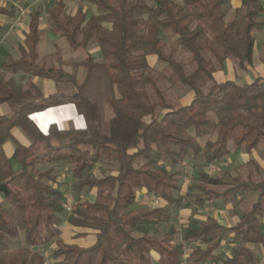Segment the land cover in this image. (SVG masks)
<instances>
[{"label":"trees","instance_id":"obj_1","mask_svg":"<svg viewBox=\"0 0 264 264\" xmlns=\"http://www.w3.org/2000/svg\"><path fill=\"white\" fill-rule=\"evenodd\" d=\"M78 1L94 5L97 13L82 7L71 13L65 0H54L48 20L73 49L86 51L84 59L45 65L39 53L42 10L36 9L30 13L19 58L0 64V106L10 108L8 114L0 111V198L7 203L0 201V264H200L215 256L231 232L236 236L230 254L216 258L215 264H260L251 245L264 244V177L239 179L218 192L214 187L225 184L223 177L203 170L197 174L204 193L194 197L201 206L214 205L219 197L226 201L232 192H252L257 198L232 227L214 216H191L194 222L182 227L181 237L185 243L199 244L187 257L183 242L174 241L175 227L161 234H151L150 228L172 220L168 205L177 210L192 206L185 203L188 195H176L179 180L170 165L189 155L203 156L211 165L232 153L231 142L249 152L264 143V77L251 83L214 82L218 66L224 67L228 59L242 70L252 64L257 33L264 28V0H242L243 9L232 18L226 12L230 0ZM16 14V6L0 4V34L1 20ZM168 36L189 54L193 68L168 48ZM93 42L98 43L101 60L88 51ZM153 59L165 65L158 74ZM81 68L84 76L79 79ZM33 77L70 84L74 91L45 96ZM95 79L105 80L112 90L109 103L117 116L110 121L109 133L102 130L99 104L87 92ZM160 81L170 88H190L192 98L177 105L166 99ZM66 103L75 104L84 128L60 130L51 125L44 134L30 117ZM120 121L132 126L129 136ZM15 128L31 138L30 145L16 144L17 169L3 150ZM102 159L116 161L117 173L94 176ZM139 161L144 163L137 165ZM63 162L69 163L77 193L95 190L93 200L70 203L60 175L52 167L39 168ZM141 191L167 205L139 206ZM66 204L71 206L66 216L71 225L97 231L93 245L60 239ZM21 233L24 244L12 247L7 239ZM52 243L57 247L49 263L44 250Z\"/></svg>","mask_w":264,"mask_h":264},{"label":"crops","instance_id":"obj_2","mask_svg":"<svg viewBox=\"0 0 264 264\" xmlns=\"http://www.w3.org/2000/svg\"><path fill=\"white\" fill-rule=\"evenodd\" d=\"M65 1H66V4H67V9L71 13H75L77 11V9L80 8V7H82L84 10H89L90 14L91 13H97L96 7L94 5H91V4L87 3V2L82 3V2H80L78 0H65ZM41 2L43 3V0H22V2H20L18 4H14L10 0H7L5 3H2V0H0V4L5 6V7H10L11 5H14L17 8V14H16V16L14 18L2 19L1 20V23L4 26V30L0 34V64L2 62H4L5 60L9 59V58H14V59L19 58V56H20V46L24 43V34L26 32H28V29H29V24H30V20H31L30 13L33 10H36V9H41L42 10V20H41V25H40L41 40H40L39 46H42L43 49H47L48 53L53 52V50H54L55 53L57 54V64H48V63H50V62L46 63L47 62L46 61V56L48 55V53L44 52V56L41 57V59L45 63V65L47 67L58 65L60 59H63L64 61L71 62V61H80V60L85 58L84 57L82 59H75V60H71L70 61V60H67L64 57V51H67L69 56H71L73 58L74 54L76 52L83 51V50L73 49L71 47V45L69 44V42L65 38H63L60 35L56 34L55 31H53L51 29L50 23H49V20H48V12H49V10L52 7L48 8V9H44L42 7V3ZM53 3H54V0H53L52 4ZM72 4H78V7H76V9L73 10V9H71L72 6H73ZM228 6H229V10L230 11L232 10V14H231V16L229 18H232L237 13V11H240V10L243 9L242 0H230V2L228 3ZM21 10H24V13H25L26 18H27V22H23V23L17 22L18 21V17H19V13H20ZM227 11L228 10H226V12ZM258 43H261V44L264 43V28L262 30H260V32L257 33L255 49H256ZM255 49H254V53H255ZM96 50H98L97 47L93 48L92 52L96 51ZM89 52L92 53L91 50ZM254 53H253V56H254ZM228 62H231V59L226 60L224 67H219L218 66V69H217V71L215 72L214 75H218L219 72H221V71L223 72V70H226V68L228 67ZM153 64H154V66L157 64L155 59H153ZM65 68L67 70L71 69L70 66H66ZM255 68L253 67V59H252V64L248 67V69H246V70H242L241 69V72H243V74H244V78H243L244 82H242V83H251L256 77H259V76L264 77V68L263 67H261V69L257 68V70ZM3 73L5 75H7V76L9 75V73L6 72V71H3ZM29 76L30 75H28V77ZM83 76H84V69L81 68L79 70L78 77H79V79H82ZM235 78H237V77L236 76H232V75H226V76L219 75V78H217V82H221V81H225V80H234V81H236ZM39 79L44 80L43 85H41V86L38 84V80ZM31 80L33 82H35L41 88V90H42V92H43V94L45 96H48V95H51V94H54V93H57V92H65V93H67V92L74 91V87L72 89V86L70 84H67V83H57L54 80H48V79H45V78H38V77H33ZM238 83H240V82H238ZM192 95H189V97L187 98L188 102L192 98L191 97ZM182 103H185V102H182ZM4 105L8 106L7 104L1 105L0 106V111L3 114L10 113L9 106H8L9 109L7 111V109H3ZM101 116H102V113H101ZM30 117L33 120V122L37 125V127L44 134H47L49 132V129H50L51 125H57V127L60 130L79 129V128H84L86 126V123H85V120H84L83 116L79 114V112L77 110V107L73 103H66V104H62V105H58V106H53V107L47 108V109H45L43 111L34 112V113H32L30 115ZM109 124H110V122H109ZM17 143L24 144V145H30L31 144V139H29L28 135L20 128H15L13 130V132H12L11 138H9L3 144V150H4L5 154H6V156L10 158L11 163H12V165H13V167L15 169L19 168V166H20L19 162L14 157V151H15ZM261 144H264V143H261ZM230 148L232 149V153L230 154L231 157H236V159H237V158H240L242 156L243 158H245V161H243V162L241 161V164H240L239 167L243 168V166L246 167V164L253 163L254 165H256V166H254L255 169H257V170L259 169V171H258L259 177L258 178H254L249 173L250 169H248L247 171L244 170L245 173L247 172L246 173L247 174L246 175L247 176L246 179L240 177L239 175H236L233 178V180H234L233 183H228L226 180H224L225 184L223 185V187H225V188L223 190L220 191V190L217 189V188H219L221 186L214 187V189H216L218 192L225 191L227 188L231 187L239 179L248 180L251 177L253 179L258 180L259 178L264 177V158L262 156H260V154H257V157L260 158V161H259V160H257V158L253 159L249 155V153L253 152L258 147L256 149H254V150L249 152L244 147H239V148L236 149L234 147L233 143L231 142L230 143ZM262 152H264V148L262 149ZM242 157H241V159H242ZM13 160H15L17 164L13 163ZM103 160H105V159H102L101 161H103ZM188 160H189V156L183 162H181L180 164L186 163V161H188ZM111 162L114 163L115 166L117 167L115 172L114 171L113 172L112 171L111 172H106L103 175H109V174H116L117 173L118 167H119L118 163L116 161H111ZM139 162L137 163V165H141L142 164V163H139ZM159 164L163 165L164 162L163 161H159ZM180 164H178V165H180ZM220 164H221V161H218L217 163L212 164V166L209 167L208 170L212 171V170H215L216 168L218 169ZM44 165H50V164H44ZM44 165H41V166H44ZM170 166H172V165H170ZM174 166H177V165H174ZM41 170H46V169H41ZM102 171H104V169H102ZM224 173H227V171H225ZM214 176L223 177L222 174L214 175ZM223 179H224V177H223ZM178 180H179V178H178ZM192 183H193V176L192 175L190 176L188 181H186L185 185L181 184L180 180H179L180 190L176 191V192L180 193L182 195V197H185L187 195L189 196L190 192L188 191V189L192 186ZM184 186L186 187L185 189H184ZM91 191L94 192L95 190H91ZM238 193H243L244 194L243 197H241V199L243 198L242 201H244L245 195L248 196L250 201L247 202V205H248V203H250L254 199V198L252 199V192L240 191ZM238 193L232 192L230 195H228L226 201H225V199H223V197L216 198V199H214V204H217L216 203L217 200L221 199V202L224 205V207L226 206L228 208H231L232 206H231V202L230 201L232 200V197L233 196H237ZM93 194H94V198H95V193H93ZM93 199H90V200H93ZM0 201H2L4 204H6V201L4 200V198L1 197ZM139 201H140L139 205H144L145 204V205L150 206V207L167 205V203L164 200H162L161 198H159V197H149V196H147L145 194L144 191L139 192ZM150 203H152L154 206H151ZM191 204H192V206L185 207V208H189V210H190L189 214H188L189 218H191V216H192L195 219L205 220L207 218V216H214V217H216L219 220L220 223H222L223 225H225L227 227L235 226L240 221L241 214L238 215V216H233L231 218V220L228 219L227 217L221 219L220 217L215 216L213 213L212 214L208 213V209H207L208 206H201L200 205V207H198L199 204H197L195 201L194 202L191 201ZM247 205H245V207L243 208L244 209L243 212L245 210L249 209V208H246ZM170 206H172V205H168L169 208H170ZM185 208H181L179 210H182V209H185ZM204 210H206V211H204ZM64 213L68 214L67 211L64 212ZM193 213H194V215H193ZM263 220H264V217L262 219V222L264 223ZM185 224H187V223H184L182 225V227ZM96 233H97L96 230L73 226L65 219V221L63 222V226H62V233H61L60 239L63 242L68 243V244H77L79 246L88 247V246H91V245H93L95 243V241H96ZM235 236H236V234L234 232H231L228 236H226V238L222 242V245H221L220 249L215 254V256L212 257V259H215V261H216V258H218V257H221V256L225 257L226 255H229L230 251H231V247L233 246V238ZM22 244H24V243H21L20 245H22ZM198 244H199L198 241H193L192 243H190L188 245H191L192 247H194V246H197ZM20 245H18V246H20ZM51 245H54V247L56 249V247H57L56 243H52ZM18 246H16V247H18ZM251 247L255 250L257 256L259 257L260 264H264V260L259 255V252L261 254H264V244L257 245V246L256 245H251ZM187 248H189L188 251H187ZM191 248L190 247H186V249H184V256L185 257H187L188 252H189V250ZM153 255L157 259V255L156 254H153Z\"/></svg>","mask_w":264,"mask_h":264},{"label":"rangeland","instance_id":"obj_3","mask_svg":"<svg viewBox=\"0 0 264 264\" xmlns=\"http://www.w3.org/2000/svg\"><path fill=\"white\" fill-rule=\"evenodd\" d=\"M52 2L53 0H43L42 3V7L44 9H48L50 7H52ZM72 8L73 10L76 9V7H78V4H72ZM228 6V5H227ZM227 11V17H230L232 14V10H229V6L226 7ZM238 12V11H237ZM26 15L24 13V10H21L19 13V17H18V21L20 23L23 22H27V18ZM56 34L59 35V33L55 32ZM167 41V45L168 48H174L176 50V55L183 60L187 67L189 69L193 68V65L191 64V59L188 53H185L182 51V49L176 44L174 43L175 41V37L173 36H168L166 38ZM97 47L98 50L93 51V48ZM88 50L92 52V54L94 55V57L98 60H101V53H100V49L98 46V43L93 42ZM44 52H47V49H43L42 46H39V53L40 56L43 57L44 56ZM45 53V54H46ZM87 56V53L85 51H78L74 54V57L72 58L71 56H69L67 51H64V57L67 60H75V59H82L84 57ZM46 63L48 64H57V54L55 53V51L53 50V52L48 53V55L46 56ZM253 67L257 70V68L261 69V67L264 68V43H258L256 49H255V53L253 56ZM165 68V65L163 63H157L155 65V70H156V74H158L159 72H161L163 69ZM219 75L222 76H226V75H232V76H236L237 78H235V80L237 82H244L243 78H244V74L243 72H241V69L236 66L234 60L231 59V62H228V67L226 68V70H223V72H219L218 75H214V82H217V78H219ZM44 80L39 79L38 80V84L41 86L43 85ZM213 84V81L209 82L208 86H211ZM160 87L161 90L164 94V96L166 97V99L174 101L177 105H180L182 102H188L187 98L189 97V95H192V91L190 88L188 87H174V88H170L168 83L166 81H160ZM73 89V86H72ZM88 94L89 96L99 104L101 113H102V130L105 133H109V122L112 118L116 117V113L111 109L110 107V103H109V96L110 93L112 92V90L110 89V86H108L107 82L105 80H99V79H95L91 85L88 87ZM114 92L116 95H118L116 89H114ZM153 97L156 99V96L154 93H152ZM192 97V96H191ZM190 97V98H191ZM182 101V102H181ZM3 109H7L8 111V106L4 105ZM120 123L125 127L126 130V134L129 136L132 132H133V128L132 126L125 121H120ZM29 139H31L29 137ZM264 148V144H260L258 146V148L256 150H254L253 152L249 153L250 157L253 159H256L260 161V158L257 157V154H260V156H262L264 158V152H262V149ZM243 149V148H242ZM192 155H189V160L186 161V163L177 165V166H169L170 171H172L180 180L181 184L186 183V181H188V179L190 178V176H193V183L192 186L188 189V191L190 192L191 196L186 197V201L185 203H191L195 201V195H202L203 191L200 188V184L201 181L198 180L197 178V174L200 171H206L211 175H220L222 174V176L224 177V180H226L228 183H233V178L236 175H239L242 178L246 179V173L244 172L247 171L248 169H250L249 173L254 177V178H258V171L259 169H255L253 163H248L246 164V167L243 166V168H240V164L241 161H245V158L242 159L237 158L236 157H231V155H228L227 157L223 158L221 160V164L219 165L218 169L216 168L215 170L209 171L208 168L212 166V164L210 165L207 161L206 158L203 156H198V157H193ZM13 163L17 164L15 160H13ZM139 163H144L143 161H140ZM52 167L54 169V173L55 174H59L60 175V182L62 183V187L61 189L66 193L67 198L70 200V203H75L76 200L81 199H93L94 198V192L88 190L87 188L85 189V192L83 194H78L76 189H75V184H74V180L71 176V170H70V166L68 162H63L61 164H50V165H44V166H39L40 169H47ZM116 166L114 163H112L110 160H103L100 163H98L95 166V169L93 171V175L94 176H101L106 172H115L116 170ZM101 169V170H100ZM102 169H104V171H102ZM225 171H227V173H224ZM186 187L184 186V189ZM225 187L221 186L219 188H217L218 190H223ZM242 194V195H241ZM177 196L182 197V195L178 192H176ZM233 195V194H232ZM243 193H238L237 196H233L231 202V208L228 207H224V205L220 200H217V204L214 205H207L208 206V213L210 214H214L215 216L222 218L227 217L228 219L231 220V218L233 216H238L240 214H242L243 212V208L245 207V205H247V202H249V198L247 195H245V199L244 201H242L241 197H243ZM254 198V199H253ZM252 201L250 203H248V205L246 206V208H250L251 204L256 200V194L252 193ZM154 200V199H153ZM191 200V201H190ZM7 204V203H6ZM151 206H154L152 203H150ZM140 206V205H139ZM138 207V206H136ZM200 207V205L198 206ZM171 210V215H172V220L170 222H161L158 223L156 225H152L150 228V233L151 234H156V233H163L165 231L168 230L169 227L173 226L177 229V231H179L175 238L174 241L176 243H181L182 241V237H181V229H182V225L184 223L187 222H191L193 223L194 220H191L189 218V208H185L182 210H177L175 207L170 206L169 208ZM206 211V210H204ZM61 216L63 218L66 219L67 214L66 213H62ZM264 221V220H263ZM9 244L12 247H16L18 245H20L21 243H24V235L23 233H21V236L19 238H8L7 239ZM184 244V249H186V247H192L191 245H188V243L183 242ZM189 248H187L188 251ZM55 250L54 245H50L49 247L46 248V250H44V253L47 256V260L48 262H51L52 260V253ZM260 257L264 260V254H261L259 252ZM185 264H195L189 260L185 261ZM201 264H215V259H208L206 261H204Z\"/></svg>","mask_w":264,"mask_h":264},{"label":"built area","instance_id":"obj_4","mask_svg":"<svg viewBox=\"0 0 264 264\" xmlns=\"http://www.w3.org/2000/svg\"><path fill=\"white\" fill-rule=\"evenodd\" d=\"M6 1H7V0H2V3H5ZM65 207H66V211H67L68 213H70V212H71V206H70V204H66Z\"/></svg>","mask_w":264,"mask_h":264}]
</instances>
